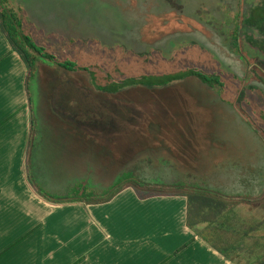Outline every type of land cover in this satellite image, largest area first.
I'll use <instances>...</instances> for the list:
<instances>
[{"label":"rangeland","instance_id":"374dc122","mask_svg":"<svg viewBox=\"0 0 264 264\" xmlns=\"http://www.w3.org/2000/svg\"><path fill=\"white\" fill-rule=\"evenodd\" d=\"M257 1L10 0L12 6L24 5L44 30L69 39H98L114 54L120 49L121 62L106 61L113 77L192 65L221 73L225 82L212 88L193 76L161 88L131 86L107 93L94 87L88 71H69L40 58L31 86L29 154L48 159L43 174L66 177L70 168L64 163L79 158L84 164L95 160L96 189L125 172L160 183L198 182L239 201L234 213L239 229L261 221L259 238L264 232V127L259 123H264V106L247 93L264 94V55L244 40L245 27L238 28ZM236 32L239 51L233 46ZM193 43L199 46L187 47ZM86 168L81 165V174ZM258 240L264 244V237L245 242L242 260L251 249L264 250Z\"/></svg>","mask_w":264,"mask_h":264},{"label":"crops","instance_id":"0c3cea01","mask_svg":"<svg viewBox=\"0 0 264 264\" xmlns=\"http://www.w3.org/2000/svg\"><path fill=\"white\" fill-rule=\"evenodd\" d=\"M32 82L29 91L28 67L0 22V264H239L188 225L186 196L147 195L134 187L107 202L56 203L41 196L31 173L54 195H67L80 183L95 192L111 184L95 188L93 159L64 163L67 180L43 174L48 159L29 154ZM81 165L88 166L86 174Z\"/></svg>","mask_w":264,"mask_h":264},{"label":"trees","instance_id":"16d2710c","mask_svg":"<svg viewBox=\"0 0 264 264\" xmlns=\"http://www.w3.org/2000/svg\"><path fill=\"white\" fill-rule=\"evenodd\" d=\"M0 22L13 49L20 54L28 67L29 91L30 83L37 74L40 58L55 62L69 71H88L94 87L107 93H117L131 86L161 88L193 76L212 88L225 86L221 73L209 72L192 65L166 72L132 73L113 77L110 67L112 63L106 61L121 62L123 57L119 54L121 53L120 49L114 54V50L111 52L112 47L105 46L98 39H69L57 32H47L31 19L24 5L12 6L10 0H0ZM242 25L245 27V31L241 33L244 40L264 55V0H258L249 8L238 28H241ZM240 36L236 32L233 37V46L238 51ZM195 46L199 45L193 43L187 47ZM104 71L107 72L106 76L102 74ZM247 95L250 97L256 95L257 103L264 106V94L247 93ZM31 101H33L32 97ZM245 105L250 116L257 121L258 117L254 110L250 105ZM259 123L264 127V123ZM33 130L34 116L32 118ZM29 179L41 196L56 203L107 202L127 187H134L138 191H154L160 195L186 196L188 200L187 223L191 228H195L197 234L226 257L239 264H264V250L256 253V249H251V252H247L246 259H241L242 251L247 250L246 241L250 238L261 240V237H264V232L259 233V238L257 236L263 223L257 221L251 226L244 224L243 229H239L237 227L239 215L234 214L238 209L239 201L220 190L204 186L201 183L147 182L136 177L133 172H125L103 192L89 191L86 185L80 183L74 186L67 195H54L38 186L32 173L29 174ZM245 202H250V200ZM202 224L205 226L199 228ZM193 240L194 238L190 242ZM255 243L257 246L264 245L259 240Z\"/></svg>","mask_w":264,"mask_h":264}]
</instances>
